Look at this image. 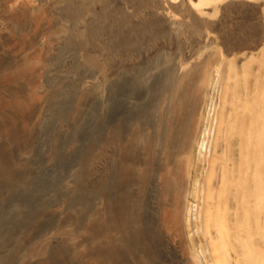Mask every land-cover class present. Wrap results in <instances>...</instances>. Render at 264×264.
<instances>
[{
  "label": "bare ground",
  "instance_id": "bare-ground-1",
  "mask_svg": "<svg viewBox=\"0 0 264 264\" xmlns=\"http://www.w3.org/2000/svg\"><path fill=\"white\" fill-rule=\"evenodd\" d=\"M36 1L43 2V0H0V73H2L1 76L5 74L3 76L8 77L5 84H0V105L3 106L2 109L0 108L2 111H0H5L3 113L7 117L5 123L9 125V129L4 134L7 135V132L11 131L10 128L13 130L16 127L17 129V126L19 128L23 124L29 126V129H26L28 131L26 135H29V138L26 139V135L22 134L25 140L20 135L24 139L23 144H19L20 147L15 148L12 147L15 145L12 143V146H8L10 149H6L8 152L4 149L6 151L5 156L0 158L1 264H6L11 258L12 260L15 259L13 264H22L25 260L26 262L23 264H41L40 258L34 255L29 259L25 257H23L24 260L22 259L24 255L22 251H26L24 248L27 245L23 242L28 237L26 236L28 233H32L31 235L28 234L30 247L31 243L36 241L38 237L44 238L50 244L46 256L48 261L45 264H73L71 255H69L72 252L66 251L64 247L62 250L59 249L65 245V242H68L70 243L68 246L81 251L80 249H84L85 244H90L91 239L87 236L81 238L78 235V230L83 226H80L81 228L78 230L75 228L73 232L77 234L72 232L68 238L62 237L58 230L63 229L65 231V229L72 228L73 222H71L70 216L73 213L70 216L66 215L70 213V210L77 214L78 218L75 219L77 223L81 220L85 221L90 212H94L95 216L98 215L96 213L101 214L106 206L102 204L103 199L110 204L111 208V204L114 205L113 207H118L117 210L123 205L121 207L122 215L130 218L131 222L127 223L129 226L126 227L119 222L122 225H117L119 227L115 231H118L117 229L124 230L129 235V239L128 236H125L127 241H124L125 246L122 252L109 248L104 252H98L100 254L98 255L97 250L100 249L95 248L86 250L85 256L88 254L89 258L92 257L91 259H93L104 255L106 260L100 258L103 261H99L98 264H131L129 255L133 256V254L138 253L140 257L141 253H145L146 247L153 246L154 241L151 240L152 237L149 232L155 226H150L146 221L144 223L136 218V214L142 210L139 209L135 214L136 207L139 208L140 206L134 204L143 202L142 205H146L145 210L149 214L156 215L157 221L160 223V217L166 210L168 220L171 219V223L173 221L177 223L176 213L178 210L176 213L175 210H170L169 205L165 202L166 199L168 201L166 196H164L166 197L165 205L161 201V196L163 194L168 195L170 192L168 186L166 187L167 181L162 182L163 169L165 166L167 168L170 163L177 164V161L176 163L171 161H167L168 164L163 163V151L168 148L169 155L175 157L180 149L175 147L173 142L176 141H173L172 144L171 140L178 136L177 133H180L178 129L183 126L181 122L184 121L181 119L186 116H181L180 119L179 116L184 113L182 109L187 104L184 92L185 90L188 92L191 88L186 86L189 88L185 89V85L182 83H184L183 80L186 76L184 77L182 73L185 72L186 75L187 69L191 71L190 73L196 69H192L191 66L190 70L187 68L189 67L187 61L189 59H186L187 66L186 61L185 63L174 60L173 68L169 67L170 71H168L169 69H165V71L156 69L155 72L149 70L147 71L149 72L146 76L147 80L143 82H141L143 79L141 81L138 79L140 76L136 77L134 73L129 74V80H121L110 93H105L104 90L107 87L104 89L102 85L104 79H107L104 77L108 72L104 73L106 70L103 68H95L97 60L95 53L96 49L99 48L95 47L93 40H95L94 37L97 39L100 35H93L95 31H98L97 29L93 33L90 32L91 27H89L88 24L90 23L88 22L92 20V17L93 19L98 17L100 13H104V16L108 13L112 14V11L115 10H112L113 5L108 10L103 8L108 5L105 4L107 0H44L45 4L42 6H38ZM108 1L110 2V0ZM117 1L112 2L120 6ZM124 1L126 7L125 9L121 8L122 14L128 15V17L132 15V19L134 17L143 18L141 21L140 19L136 20L140 24L139 22L138 25L131 24L129 28L138 34L142 33L143 36L147 34L148 41H151L150 46L153 42L154 47H159L155 45L162 44V40L165 46L167 45L166 48L174 47L177 44L183 48L185 43V55H183L186 56L195 52L197 55L194 61L190 57L192 55L189 56L191 65L197 60L200 62L202 57H204L202 61L207 60V67L204 62V65L201 64V67H197L200 72H202L200 69L203 66L206 67L204 69L205 78H202L204 79V84L201 85L202 89L200 88L199 93L197 92L194 96V100H190L191 102L194 101V107L191 108L190 112L197 118L194 121H197V127L193 123L195 126L193 129L196 128V133L199 130L197 135L202 133L206 136L205 132L208 131V134L211 132L210 138L206 137V139L209 138L207 139L208 150H204L206 143L201 136L196 137L191 134L194 136L192 140L189 139L191 140L189 142L185 140L189 143L188 149L185 146L186 150L182 149L184 151H181L185 152L184 155L188 158H186V163L184 160H179L181 163H185H183L185 165H183L185 167L183 171H185L186 177V181H184L186 186L178 195V199H183V208H181L183 212H180L182 213L180 214L182 216V238L179 241L170 240L172 241L171 244L167 245H170L171 251L159 252L157 259L162 264H264V0ZM105 10L108 11L105 12ZM116 14L119 13L116 11ZM137 14L142 15L138 17ZM124 15L121 17L123 18ZM151 15L157 16V19L154 20V16L151 17ZM110 16H107L108 19H112ZM114 16L112 22L121 19L120 15L117 19ZM65 17L69 19V26L73 28L72 30L75 29L80 32L83 28L86 31L88 30L86 25H88L89 30L83 34L87 49L85 47L82 51L75 48V44L69 43V40V45L67 44L66 39L69 35H66L62 30L63 28L58 27L61 24L60 19ZM128 17L124 20L127 27L132 20H129ZM158 17L164 20L162 24L158 22ZM174 17L179 20L177 24L179 30L177 28L176 31H181L183 44H181L182 42L178 43L180 38L177 39V35H172L173 37L169 35V28L173 30L171 23H177ZM88 18L91 19L87 21ZM101 18L96 19V21L98 20L99 23L106 17ZM127 19L128 21H126ZM106 21L105 24L110 22ZM95 22L91 23L94 24ZM127 22H129L128 25ZM98 23L97 25H105L102 24L103 21ZM116 24V22L113 24L114 27ZM119 24L122 23L119 22ZM159 25L164 26L157 27ZM155 27L160 31L155 30ZM176 27L174 28L176 29ZM125 28L123 29L122 26L120 29L126 31L127 34L132 32L129 29L127 32ZM118 29H116L117 32H119ZM100 30L103 29L100 28ZM23 34H25L24 38L21 37ZM125 36L124 38H129V42L125 39L129 43L128 46H132L134 49L132 56L134 54L135 57L138 54V57L148 59L146 52L151 47L145 45L149 50L144 52L146 49L143 51V44L136 41L135 36L132 40L131 36ZM143 36L138 38L143 39ZM113 37L108 38L112 39ZM113 39L117 40L116 37ZM157 39L161 41L158 40L157 43ZM106 41L107 44L114 41L110 42L111 46L118 44L114 45L115 40ZM124 41L122 42L124 43ZM100 43L103 42H98V46L101 45ZM138 43L141 44V46L138 45L142 47L141 51H138ZM107 44H104V47ZM126 44L124 43V45ZM119 46L121 47V44ZM119 46L118 49H120ZM127 47L125 48L128 49ZM111 48L113 49V47ZM84 49L87 52H84ZM124 50H120L121 54L124 53ZM154 50L153 52H156ZM153 52L147 53L149 55ZM109 53L111 52L109 51ZM174 54L175 52H173ZM129 55L131 57V54ZM196 55L193 54V56ZM125 56L127 55L125 54ZM134 59L136 60L137 57ZM84 62H87L86 65L92 64L94 69L89 66L92 69L89 73H85V71L78 73L79 68L76 73L77 66L80 67L79 64ZM130 64L129 66L133 65ZM122 66L125 65L122 64ZM152 67L154 66L152 65ZM196 71L198 76L200 72ZM191 75L190 78L193 79L195 74L192 73ZM3 76L0 78L3 79ZM189 81L190 79H188V84H190ZM191 81L193 82V80ZM107 83L108 81L105 84L107 85ZM112 84L114 85V83ZM110 86H108L109 90ZM13 90L20 91L18 97V93L16 94V91L14 93ZM106 94L108 97H105ZM212 94L216 96V98L214 97L215 102H212ZM20 98H23L24 101H20ZM80 98L83 99V103L80 104L84 107V109L82 108L83 111L78 104ZM104 102H107L106 105ZM108 104L110 106H107ZM11 109L17 111V117L21 113L19 123L16 117H14L16 119L12 118L15 120L12 121L13 124H11L12 122L9 123L10 116H15V112L13 113ZM111 109L116 111L112 110L113 115L108 113ZM211 109L212 114L209 117ZM190 112L188 115L191 119ZM193 118L195 119V117ZM186 120L189 121L188 118ZM22 131L25 132L24 129ZM199 132L201 133L199 134ZM0 134L2 133L0 132ZM20 137L19 139H21ZM15 138L14 140L17 141ZM121 139L129 143V147L123 152L118 148L120 144L115 143V140L120 141ZM142 139L147 140L144 142L147 145H142ZM11 142L9 141V144ZM1 143L8 145L4 141ZM202 144H205V147H202ZM139 145H141L140 148ZM183 145L182 148H184ZM145 147H149L148 152H144ZM175 148L177 151L175 150V155H173ZM201 148H204L205 152L202 153ZM136 154L141 160L133 156ZM149 155L152 156V161L148 159L151 164H148L149 161L145 164L150 166V179L144 189L141 190L139 180H131L130 178L131 181H128L129 177H123L127 180L123 182L122 176L125 169L122 172L121 170L127 166L126 161L129 162L136 158L138 162L133 161V163H136V169L141 171L140 166ZM181 156L180 159H183ZM118 160L121 162L117 163ZM128 165L130 166V162ZM127 169L128 167H126ZM136 169L132 170L131 167L132 171H136ZM119 172L122 173L121 180L118 177ZM181 173L183 175L184 172ZM127 175L130 176L129 173ZM139 193H143V196H140ZM180 195L181 197H179ZM174 200L177 201V199ZM128 203L129 205L126 206ZM131 203L135 207L130 206ZM161 203L163 206L167 205L163 207L164 210ZM106 208L108 209V207ZM110 210H104L106 211L105 214L108 211L112 212ZM117 213L118 215L121 214L120 211ZM145 215L143 212V217ZM105 216L107 217V215ZM41 217L46 219L42 218V222ZM104 217L102 215L101 218ZM106 217L104 221H107ZM121 217L123 220L125 219L123 216ZM59 218L60 225L54 226L55 221L57 223ZM111 218L109 216V227L113 222H116L112 221ZM123 220L122 222L125 224V220ZM83 223L85 224V222ZM176 223L174 222V224ZM34 224L37 225L36 228L33 227ZM98 224L100 223L98 222ZM98 224L97 226H99ZM135 225L142 230L141 233L140 230L137 231L140 233V235L138 234L139 238L136 230L130 229L131 226L132 228L136 227ZM104 227H107L106 224ZM109 227L107 230L104 228L105 232L110 229L113 231L112 227ZM101 230L100 232L103 231ZM111 231L109 233H112ZM65 232L68 233V231ZM115 233L119 234L118 232ZM99 234L96 233L98 237H101ZM104 237L109 238V236ZM110 238L112 237L110 236ZM100 241L103 245H109L112 239ZM30 249L28 247L27 250ZM151 249L148 250L149 253ZM130 251H135V253L129 254ZM18 253L22 256L19 257L20 254L18 255ZM31 253L33 254V252ZM133 260L135 262L134 257ZM87 263L89 264L88 261Z\"/></svg>",
  "mask_w": 264,
  "mask_h": 264
},
{
  "label": "rangeland",
  "instance_id": "rangeland-1",
  "mask_svg": "<svg viewBox=\"0 0 264 264\" xmlns=\"http://www.w3.org/2000/svg\"><path fill=\"white\" fill-rule=\"evenodd\" d=\"M83 1H86V0H83ZM108 1V0H107ZM107 1H105L106 3L105 4H108V5H106L107 7H109V8H107L106 6L105 7H103V8H106V9H110L111 7L110 6H112V10H116L117 11V13H119V14H116V11L114 10V11H112V10H110V12L112 13V14H114V15H112V14H110V13H108V15H111L110 17H112V19H113V16H114V18L115 19H117V18H119V15H120V18L121 19H118V21H116V20H114L117 24L115 25V27H114V25L113 24H115V22H112V19L110 18V19H108V15H106V16H104V13H100L99 15H100V17H99V15H98V17H96L95 19H93V17H92V20H90L91 18H88L87 19V21H89L88 23H90V24H88L87 22V24L88 25H90L89 27H91L90 28V32L91 33H93L94 32V30H98V31H95L94 32V36L96 35V36H99V37H97V39H96V37H94L95 38V40H93V43L95 44V47L96 48H99L98 50L96 49V53H95V55H96V58H97V60H96V63H95V68L96 67H98V68H103V70H106V72L104 71V73H107V75H106V77H104V78H107V79H104V82H103V88L105 89L106 87V90H104L105 91V93L106 92H109L110 93V91L112 90V89H114V87L118 84V82H120L121 80H124V79H127V80H129V74L131 75V74H133L134 73V76H136V77H138V76H140V77H138V79L141 81L142 79V81L141 82H143V81H145V80H147V77L146 76H148V73L149 72H147V71H153V72H155V70L157 69H159V71L160 70H162V71H165V69H169V67L170 68H173L172 67V65H174V63L175 62H177V61H182V62H185L186 61V59H189V60H187L188 62H189V65H188V62H187V64H186V66L188 65L189 67H187V68H189V70H190V66L192 67V69H196V70H198V73L200 72L199 71V69L197 68V67H201L202 65L201 64H203L204 65V63H205V65L207 64V60L206 59H204V61H202L203 60V58L204 57H202V58H200V59H202V60H200V62L197 60V61H195L192 65L194 66H192L191 65V62H190V59L191 58H193L192 60L194 61V59H195V57H197V55H196V52L195 53H190L189 55L187 54L186 56H184L185 55V53H184V46H185V43L184 42H182V35H181V31H176L177 30V28H178V21L179 20H176V19H178V18H176L175 19V17H174V19H175V21L177 22V23H174V24H172L171 23V27L173 28V30L171 29V28H169L170 29V32H169V35L170 36H172V35H177L178 37H177V39H179L178 41V43L180 44L181 42V44H183L184 43V45H183V48H182V46L181 45H179V46H171V47H167L166 48V46H165V43H163L164 41L162 40H159V39H157L156 41H157V43L159 42V41H161L162 42V44L161 43H158V45H155V46H159V47H154L153 46V42H152V46H150V43H151V41L149 40L148 41V39H149V37H146V35L147 34H144V36H143V34L142 33H140V34H138L136 31H133V29H131V28H129L130 26H131V24L132 25H138V22L136 21L137 19L139 20L140 18H137V17H134V19H132L133 17H132V15H130V17H128V15L127 16H125L124 14H122V12L120 11L121 10V8H124L125 9V7H126V5H124V2L122 1V0H118L117 2L118 3H120V6H119V4H115V2H112V1H115V0H110V2L108 3ZM116 2V3H117ZM121 2H123V3H121ZM36 4H38V6H42V4H45V2H44V0H43V2L42 1H36L35 2ZM114 3V4H113ZM114 6H116V7H114ZM117 6H119V7H117ZM119 9V10H118ZM108 10H105V12H107ZM119 11V12H118ZM121 13V14H120ZM103 14V15H102ZM105 14H107V13H105ZM143 14V13H142ZM142 14H137L138 15V17H141V15ZM103 17H106V18H104V20H100L101 22L103 21V23L102 24H105V21L107 20V21H110L111 22V25H109L110 24V22L108 23L107 21V26H106V24L105 25H102L103 26V28H102V26H101V24H100V21H99V23H98V20L96 21V19H98V18H101L102 16ZM122 15H124V19L121 17ZM118 16V17H117ZM135 16V15H134ZM152 16H154V15H151V17ZM102 17V18H103ZM129 18V20L130 19H132V20H130V25L127 27L125 24V19L126 18ZM101 18V19H102ZM155 18V19H154ZM106 19V20H105ZM123 19V20H122ZM143 19V18H142ZM142 19H140V21L142 20ZM153 19L154 20H156L157 19V16L155 17H153ZM94 20V21H93ZM135 20V21H134ZM96 21V22H95ZM121 21H123V22H121ZM126 21H128V19L126 20ZM131 21H134V22H131ZM164 20L163 19H161V18H159L158 17V22L160 23L161 22V24H162V22H163ZM175 21H173V22H175ZM93 22H95L94 24H92ZM119 22L120 23H122V24H119ZM60 23L61 24H63V25H61V24H59L58 25V27L60 28L61 27V29L62 30H64V32L66 33V35H69V37H68V39H66V42H67V44L69 45V43L71 42V44L72 43H74L75 44V46H74V44H73V46L75 47V48H78V49H80V50H82L83 48H85L86 47V49H87V45H86V41L84 40V33L85 32H87L88 30H89V27H88V25H86L85 27H86V29H88V30H86V31H84L83 30V28H81V30H80V32H78V30H72L73 28H71V26H69V19L67 18V17H65V18H62V19H60ZM68 23V24H67ZM97 23L98 24H100V25H97ZM135 23V24H134ZM137 23V24H136ZM93 26H92V25ZM124 24V25H123ZM129 24V22H127V25ZM139 24H140V22H139ZM168 24V23H167ZM176 24V25H175ZM65 25V26H64ZM96 25L98 26V28L96 27ZM117 25H119V27H117L116 28V26ZM175 25V26H174ZM69 26V27H68ZM105 26V27H104ZM109 26V27H108ZM111 26V27H110ZM122 26H123V29L125 28V27H127V28H125L126 30H127V32H128V29H129V31H132L131 33L130 32H128V34L126 33V31H124L123 29H120V28H122ZM161 26H164V25H159V26H157V27H161ZM168 26V25H167ZM177 26V27H176ZM65 27V28H64ZM94 27H95V29H94ZM106 27H107V29H106ZM114 27V28H113ZM174 27H176V29L174 28ZM93 28V31H91V29ZM100 28L101 29H103V30H100ZM119 28V29H118ZM156 28V27H155ZM112 29V30H111ZM115 29V31H113ZM116 29H118V31L119 32H121V33H119V32H117V30ZM71 30V31H70ZM109 30H111V31H109ZM155 30H157V31H160L158 28H156ZM178 30H179V28H178ZM76 31V32H75ZM102 31V32H101ZM106 31V32H105ZM125 32V34H124V32ZM97 32V33H96ZM114 32V33H113ZM133 32H136V33H134L133 34ZM174 32V33H173ZM76 33V34H75ZM79 33H81V34H79ZM96 33V34H95ZM99 33V34H98ZM98 34V35H97ZM119 34V35H118ZM179 34V35H178ZM24 35L25 34H23V35H21V37H23L24 38ZM109 35V36H108ZM115 35H117V36H115ZM122 35V36H121ZM125 35H127L128 37H130L131 36V40L133 39V37L135 36V39H137L136 41H140V43L141 44H143L142 45V47H139V46H141V44L140 43H138L137 44V46H138V51H141L142 49H143V51L144 52H146L147 50H149V51H147L148 53H152L153 52V50H154V48H155V50L154 51H156V52H153V54H149V55H151L150 56V58H149V55H148V53L146 52V54L148 55H146V57H148V59L147 58H141V57H138V54H137V56H135L134 57V54H133V56H132V53H134L133 51H134V49L132 48V46L131 47H129L128 45H129V38H124V36ZM139 35V36H138ZM140 35H141V37H140ZM102 36V37H101ZM107 36V37H106ZM113 37V38H117V40L116 39H110V38H108V37ZM119 36H121V37H119ZM136 36H138L139 38H142V36H143V39H139L138 37H136ZM148 36V35H147ZM20 37V38H21ZM26 37V36H25ZM77 37V38H76ZM126 37V36H125ZM145 37V38H144ZM173 37V36H172ZM83 38V39H82ZM101 38V39H100ZM108 38V39H107ZM124 38V39H123ZM80 39V40H79ZM99 39H100V41H99ZM105 39V40H104ZM128 40V42L126 41V40ZM146 39V40H145ZM21 40H22V38H21ZM68 40H69V43H68ZM106 40H108V41H110V40H115L116 42L114 43V45L115 44H117L118 46L121 44V47H122V49H121V47H120V49H118V46H117V48H116V46H111V43L112 42H114V41H110V42H108V44H107V41ZM125 40V41H124ZM159 40V41H158ZM79 41V42H78ZM81 41V42H80ZM106 41V42H105ZM122 41H124V43L126 44V42H127V44L126 45H124V43L122 42ZM143 41H144V43H143ZM146 41V42H145ZM76 42V43H75ZM78 42V43H77ZM98 42H103L101 45H99L98 46ZM120 42H122V43H120ZM120 43V44H119ZM149 43V44H148ZM70 44V46H72ZM79 44V45H78ZM97 44V45H96ZM104 44H107L108 45V47H104ZM123 44V45H122ZM148 44V45H147ZM156 44V43H155ZM103 45V46H102ZM149 46V47H151V48H147L146 46ZM161 45V46H160ZM164 45V46H163ZM81 46H83V47H81ZM113 47V49L111 48L110 49V47ZM128 46V47H127ZM163 46V47H162ZM169 46V45H168ZM125 47H127L128 49H126ZM165 47V48H164ZM175 47H176V49H175ZM129 48H131V49H133V50H129ZM142 48V49H141ZM156 48H160V49H157V50H160L159 52L156 50ZM178 48V49H177ZM86 49H84V52H87V50ZM106 49V50H105ZM123 49H125L123 52L127 55V56H125V54L123 53V54H121V51L123 50ZM152 49V50H151ZM166 49H167V51H168V53H167V51H166ZM169 49V50H168ZM104 50V51H103ZM108 50V51H107ZM115 52H114V51ZM120 52H119V51ZM128 50V51H127ZM174 50V51H173ZM179 50V51H178ZM83 51V50H82ZM109 51L111 52V53H109ZM112 51H113V53H112ZM130 51H132L131 53H129ZM162 51V52H161ZM177 51V52H176ZM100 52V54H98ZM171 52V53H170ZM173 52H175V54L173 55ZM165 53V54H164ZM178 53V54H177ZM129 54H131V57L133 58V60H132V58L130 57V55ZM184 54V55H183ZM193 54H195L196 56H193ZM120 55V56H119ZM124 56V58H123V56ZM136 55V54H135ZM180 55V56H179ZM190 55H192V56H190ZM100 56V57H99ZM106 56V57H105ZM112 58H111V57ZM117 56V57H116ZM188 56V57H187ZM191 58H190V57ZM99 57V58H98ZM105 57V58H104ZM125 57H128V58H125ZM137 57V59L135 60L134 58H136ZM156 57V58H155ZM187 57V58H186ZM140 60H139V59ZM174 58V59H173ZM206 58V57H205ZM208 58V57H207ZM123 59V60H122ZM151 59V60H150ZM172 59V60H171ZM130 60H132V61H130ZM144 62H143V61ZM148 60V61H147ZM174 60H175V62H174ZM153 61V62H152ZM202 61V62H201ZM208 61H209V59H208ZM107 62V63H106ZM110 62V63H109ZM115 62H116V64H115ZM161 62V63H160ZM185 62V63H186ZM204 62V63H203ZM86 63L87 62H84V63H82L83 65L85 64L86 65ZM129 63H131V64H133L132 66H129ZM158 63H159V65H158ZM198 63H200V65H197L196 66V64H198ZM82 64H79L80 65V67L79 66H77V70H75V72L76 71H78V69H79V71H78V73H82L83 71H85V73L87 72V73H89L92 69H94L93 67V65L92 64H90V65H88V67H87V65H86V67L89 69H87L86 67L84 68V66L82 65ZM122 64L123 65H125V66H122ZM130 64V65H131ZM162 64V65H161ZM116 65V66H115ZM135 65H137V66H135ZM148 65H150V66H148ZM152 65L154 66V67H152ZM92 68H90V67ZM106 67V68H105ZM108 67V68H107ZM134 67V68H133ZM143 67V68H142ZM148 67V68H147ZM152 67V68H151ZM204 67V68H203ZM200 70L202 71V72H200V74H198V76H197V71L195 70V71H193L192 69V73L193 74H195V75H193L194 77H193V79H191L190 78V76L192 77V73H190L191 71H188V69H187V73H186V75H185V72H183L182 74H184V77L185 78H188V79H190V84H193V85H190V84H188V79H186L185 80V78H184V80H183V82L184 83H186V84H184V83H182L183 85H185V89H187V88H189V87H187L186 88V86H190L191 88H189V91L187 92L186 90H185V92H184V97L185 98H187V100L185 101V102H187V104L184 106L185 107V110H184V107H183V111H184V113L182 114V115H180L179 116V119H180V117L181 116H186L187 118H188V122H187V118L186 117H183V118H185V119H183L182 117V119L181 120H183L184 122H181V125L183 124V126H180V128L178 129V130H180V133L178 132L177 133V135L178 136H176V137H178V138H174V140H171V143L173 142V141H176V142H173L174 144H175V147L177 148V149H179L178 150V155H177V157H176V155H175V152L177 151L176 150V148L175 149H173V155H175V157H173L172 155H169V152L167 151V150H169L168 148H165V149H167V150H164L163 151V163H167L168 164V162H172V163H176V161H177V164H169L168 166H171V167H168L167 166V168H166V166H165V169H163V172H162V182L163 183H165L166 181V184H168V185H166V187L168 188V190L170 191L169 193H168V195L167 194H163L162 196H161V201L162 202H164V200L166 199V197L168 198V201H167V199H166V201L165 202H167L166 204L167 205H169L168 207L170 208V210L171 211H174L175 213H176V211H177V213H176V215H177V218H178V220H177V223H176V221H173L172 223H173V225H171L172 223H171V219H169L168 220V216H167V213H166V210L163 212V216H161L160 217V220H161V223H160V221H157L158 219H157V216L155 215H153V214H149V212H147V210H145V208H146V205H142L143 204V202H137L136 204H134L135 206H140V207H143L142 209L139 207H136V212H135V214L137 213V211H139V209L140 210H142L141 212L139 211L137 214H136V218H138V220H142L144 223H145V221H146V223H149L150 224V226L152 225V226H154L153 227V230H151V232H149V235L152 237V239L151 240H153L154 242V244H153V246L155 247V249L157 250H155L154 249V247L152 246H150V247H146V249L144 250V252L145 253H141L140 254V257H139V254L137 253L136 255H138V256H136L135 254H133V253H135V251H130V253L129 254H131L132 252V254H133V256H130L129 254V262H131V264H147L148 262H149V264H162L158 259H157V254H159V252L161 253L162 251L163 252H170L171 250V248H170V245H167V244H171L170 242H172V241H170V240H175V241H179L181 238H182V229H181V226H182V222H181V220H182V216L180 215V214H182V213H180V212H183L182 211V209L181 208H183V199L182 198H179L178 199V195L179 194H181L182 193V189L186 186L185 184H186V182H185V184H184V181H186V177H185V171H183V169L185 170V163H186V161H187V159L186 158H188V156H186V155H184L185 154V152H182V151H184V150H186V149H188V142L189 141H191L192 140V138L194 137L193 135H195L196 137H198V136H201L202 138H203V140L205 141L204 143H206V147L208 146V142H207V139H209L210 137V135H211V132L208 134V131L207 132H205L206 133V136H205V134H202L201 132H199V134L200 135H197L198 134V128H197V133H196V128H194L193 129V127H197V121L196 122H194L195 120H197V118H196V116L194 115V114H192L190 111L192 110L191 108L192 107H194V101L193 102H191L190 100H194V96H196V94H197V92L198 91H200V88L202 89V86H203V81H204V79H202V78H205V72H204V69L207 67V65H206V67L205 66H203ZM134 70H132V69ZM147 68V69H146ZM87 69V70H86ZM130 69V70H129ZM137 69V70H136ZM144 69V70H143ZM108 70V71H107ZM112 70V71H111ZM172 70V69H171ZM138 73H137V72ZM168 71H170V69L168 70ZM185 71V70H184ZM145 72V73H144ZM147 72V73H146ZM77 73V72H76ZM190 75H189V74ZM1 74L2 73H0V77L2 78V76L3 75H5V74H3L2 76H1ZM123 75V76H122ZM188 75V76H187ZM203 75H204V77H203ZM108 76V77H107ZM121 76V77H120ZM145 76V77H144ZM197 76V77H196ZM4 77V76H3ZM142 77H144V78H142ZM0 78V84H5V82H6V79L8 78V77H4L5 78V81H4V78L3 79H1ZM119 78V79H118ZM195 79V80H194ZM1 80H2V82H1ZM108 81V83H109V81H111L109 84L110 85H112V86H110L108 83H107V85L105 84L107 81ZM116 80V81H115ZM191 80H193V82L191 81ZM106 81V82H105ZM4 82V83H3ZM196 82V83H195ZM201 82V83H200ZM112 83H114V85L112 84ZM194 83H195V85H194ZM198 83V84H197ZM203 83V84H202ZM197 84V85H196ZM202 85V86H201ZM108 86H110V90H109V87ZM113 87V88H112ZM116 88V87H115ZM191 89V90H190ZM194 89V90H193ZM108 90V91H107ZM15 91H16V94L18 93V95H17V97L19 96V93H20V91L18 90H13V92L15 93ZM191 91H192V93H191ZM12 92V91H11ZM13 93V94H14ZM109 93H108V95H109ZM190 93V94H189ZM199 93V92H198ZM15 94V95H16ZM211 94V93H210ZM14 95V96H15ZM108 95L106 94L105 95V97H108ZM213 96V98H212V102H215V98H216V96H215V94H212ZM80 97H81V95H80ZM82 97H84V96H82ZM215 97V98H214ZM189 98H191V99H189ZM23 99V98H22ZM21 98H20V101H24V99L22 100ZM79 101H78V104H79V108L82 110V108L84 109V107L82 106V105H80V104H82L83 103V99L82 98H80V99H78ZM81 100H82V102H81ZM20 101H19V103H20ZM79 102H81V103H79ZM190 102V103H189ZM105 103V102H104ZM107 103V102H106ZM106 103L104 104V105H106ZM109 104H110V102H108ZM107 105V106H110V105ZM189 104V105H188ZM193 104V105H192ZM11 105V104H10ZM188 105V107H187V109H186V106ZM20 106V105H19ZM191 106V107H190ZM2 107L3 106H1L0 105V108L2 109ZM11 107H12V105H11ZM10 107V108H11ZM212 107H213V105H212ZM13 108V107H12ZM0 109V110H1ZM105 109V108H104ZM213 109V108H212ZM212 109H211V112L209 113V117H211V115L210 114H212ZM12 110V112L14 113L15 112V116H10V118H9V123L10 122H14L15 120L14 119H16L17 118V122L19 123L20 122V120H19V118H20V115H21V113H19L20 115H18L19 117H17V114H16V112L17 111H15V109H11ZM114 112H116L115 111V109H111V110H109L108 111V113H110V115H113L114 113H113V111ZM2 111V110H1ZM0 111V132L2 133V134H0L1 136H0V138L2 137V139H0V143L2 142V141H4V143H8V145H6V144H0V158L1 157H4L5 156V152L7 151L8 152V150L10 149V148H8V146H12V143L13 144H15V145H13L12 147H15V148H19L20 147V145L21 144H23V142H24V139H25V137H26V139H28L29 138V135H26L27 133H28V129H29V126L28 125H26V124H23L22 126L24 127H22L21 125H20V127L18 128V126H17V129H16V127L15 128H13V130H12V128H10V132H7L8 134L6 135V134H4L5 133V131H7L9 128V125H7V123H5V120L7 119V117H5L4 116V112L5 111H3V112H1ZM83 111V110H82ZM182 111V112H183ZM113 114H112V113ZM189 112H190V114H191V119L193 118V117H195V119L193 118L192 120L190 119V117H189ZM3 115V116H2ZM2 116V117H1ZM14 117H16V118H14ZM22 117V116H21ZM12 118H14V119H12ZM4 119V120H3ZM13 122L11 123V124H13ZM186 122V123H185ZM193 123H194V125H193ZM6 124V125H5ZM3 125V126H2ZM5 129V130H4ZM24 129V131L26 132H23L22 130ZM27 129V130H26ZM186 129V130H185ZM15 130V131H14ZM193 130V131H192ZM22 131V132H21ZM182 131V132H181ZM11 133H13L12 135H11ZM16 133V134H15ZM19 135H18V134ZM30 133V132H29ZM195 133V134H194ZM26 135L25 137L23 136V135ZM184 134V135H183ZM191 134H193V135H191ZM5 135H6V137H5ZM20 135L21 136H23V138L24 139H22V137H20ZM191 136V138H190V136ZM181 136V137H180ZM203 136H205V137H203ZM13 137V138H12ZM14 137H16L15 139L17 140V141H15L14 140ZM19 137L21 138V139H19ZM128 137V136H127ZM174 137V136H173ZM172 137V138H173ZM201 137H199V139L201 138ZM206 137H209V138H207L206 139ZM10 138V139H9ZM18 138V139H17ZM171 138V139H172ZM188 138V139H187ZM201 138V139H202ZM3 139H6V140H3ZM9 139V140H8ZM12 139V140H11ZM25 139V140H26ZM183 139V140H182ZM189 139H191V140H189ZM198 139V138H197ZM8 140V141H7ZM143 140V141H142ZM141 141H142V145L144 144V145H147V143H144V142H146L145 141V139H142ZM188 140V142H186V141ZM9 141H12L10 144H9ZM17 142V143H15V142ZM20 143H19V142ZM140 141V142H141ZM122 142H124L122 139L119 141H116L115 140V143L117 144V145H119V147L118 148H120L119 150H121V152H123V150H125L127 147H129V143H128V141L127 142H124V143H122ZM185 142V143H184ZM122 143V144H121ZM172 143V144H173ZM182 143V144H181ZM203 143V142H202ZM20 144V145H19ZM141 144V143H140ZM184 144V145H183ZM18 145V146H17ZM122 145V146H121ZM178 145H179V147H178ZM180 145H181V147H180ZM182 145L184 146V148H182ZM140 146L141 145H139L138 147L140 148ZM187 148H186V147ZM124 147V148H123ZM169 147V146H168ZM202 147H205V144H202ZM205 147V149L204 148H201L202 150H201V152L203 153V151L205 150V151H207L208 150V147L206 148ZM8 148V150H6ZM186 148V149H185ZM3 149V151H1ZM6 151H5V150ZM182 149H184V150H182ZM204 149V150H203ZM207 149V150H206ZM149 151V147H145V151L144 152H148ZM176 150V151H175ZM182 150V151H181ZM166 151H167V153H168V155H167V153H166ZM179 151H181V152H179ZM204 151V152H205ZM4 152V153H3ZM120 152V153H121ZM181 153V154H180ZM183 153V154H182ZM3 154V155H2ZM168 157H167V156ZM180 155H182L181 157H183V159L181 158L180 159ZM184 155V156H183ZM133 156H135L136 158H138V160L140 159L141 160V158H139L138 157V155L136 154V155H133ZM179 156V157H178ZM151 157V158H150ZM167 157V158H166ZM171 157H173L172 159H171ZM124 158V157H123ZM136 158H134V160H130L129 162H130V166L128 165L129 164V162L128 161H126L128 164H127V166L126 167H128V169H129V167H130V169L128 170H126V167H124L122 170H121V172L125 169V171L123 172V176H122V178L123 177H126V178H128L129 177V179H128V181H131V180H139V183L141 184V190L142 189H144V186H146L147 185V181L149 182V179H150V169H149V167L148 166H146L147 164H145V163H147V161H149V160H151L152 159V156L151 155H149L148 157H147V159H145L146 161L145 162H142V165L140 166V170L141 171H139V170H137L136 169V166H135V164L138 162V160L136 159ZM169 158V159H168ZM128 159H129V157H128ZM149 159V160H148ZM122 160V159H121ZM136 160V161H135ZM179 160H181V161H185V163L184 162H182L181 163V161H179ZM133 161L134 162H136V163H133ZM152 161V160H151ZM151 161H149L148 162V164L150 165L151 164ZM165 161V162H164ZM168 161V162H167ZM119 162H121V161H117V163H119ZM132 163V164H131ZM184 163V164H183ZM184 165V166H183ZM146 166V167H145ZM131 167H132V170H135L136 169V171H137V173H135L136 171H132L131 170ZM145 167V168H144ZM184 167V168H183ZM182 169V170H181ZM169 170V171H168ZM127 171V172H126ZM172 171V172H171ZM180 171V172H179ZM121 172H119V174H118V177H119V179L121 180L122 178H120V176L122 175V173ZM181 172H184L183 173V175H181L182 173ZM126 173V174H125ZM130 174V176L129 175H127V174ZM134 173V174H133ZM179 173V174H178ZM137 174H139V175H137ZM126 175V176H125ZM169 176H170V178H169ZM133 177V178H132ZM135 177V178H134ZM140 177H142V178H140ZM184 177V178H183ZM126 178H123L122 179V181L124 182V181H127L126 180ZM130 178H131V180H130ZM140 178V179H139ZM171 178H172V180H171ZM174 178V179H173ZM179 178H180V181H179ZM182 178H183V180H182ZM143 179H145V180H143ZM174 180V181H173ZM142 182V183H141ZM143 182H145V183H143ZM172 184V185H171ZM174 184H175V186H174ZM181 184V185H180ZM180 185V186H179ZM171 186H173L174 187V189H173V187H171ZM173 189V190H172ZM178 190V191H177ZM178 193V194H177ZM177 194V195H176ZM139 195L140 196H143V193L141 194V193H139ZM173 197H172V196ZM164 196H166V197H164ZM177 196V197H176ZM179 197H181V195L179 196ZM174 199H177V201L176 200H174ZM104 200V201H103ZM102 200V204H103V206H105L104 208V210H110V211H112V212H109L108 211V213L107 214H105L106 213V211H104L103 210V212H101V214L100 213H96V214H98V215H96L95 216V213L94 212H90V213H88V215L90 216H88L89 217V219H88V217L86 218V220L85 221H83V220H81L80 222H76V218H78V216H77V214L75 213V211H69L68 213L69 214H66L67 216H70V214L71 213H73V215H71L70 216V220H71V222H73L72 223V228L71 229H69V230H67V229H65V231H68V233L67 232H65L63 229H57L60 233L59 234H62V237H69V236H71L72 235V232L75 230V228H76V230H78L79 228H81L82 226L84 227H82L80 230H78V232H79V234L78 235H80L81 236V238L82 237H88L89 239H91V241H90V244H85V246H84V249H80L81 251H78L79 249H76V250H74V248L73 247H71V246H68V244H70V243H68V242H65L64 244V246H62V248H60L59 250H62L63 249V247H64V249H66V251H68L69 250V252L71 251L72 253L71 254H69V255H71V261L72 262H74L73 264H88L87 263V261L89 262V264H98L99 263V261H103V260H101L100 258H104V261L106 260L105 258V256L103 257V256H98L97 258L95 257V258H93V259H91L92 257H90L89 258V256H88V254L85 256V253H86V250H91V249H95V248H98V249H100V250H97V254L98 255H100L99 253L100 252H104L105 250H108L109 248H112V249H116L117 251H120V252H122L123 251V247L125 246L124 245V241H127V239H126V237L129 239V235L124 231V230H120V229H117L118 231H115L116 230V228H118L120 225H124V227H126V226H129L127 223H129V222H131V219L130 218H127V217H124V215H122V212H121V207L123 206H121V207H119V209L117 210V208L118 207H113L114 205H112L111 204V206H112V208L110 207V204L109 203H107L106 202V200L105 199H103ZM140 200H142L141 198H140ZM181 201V202H180ZM165 202H164V204L163 205H165ZM171 204H170V203ZM179 202V203H178ZM177 203V204H176ZM182 203V204H181ZM172 204H174V205H172ZM109 205V206H108ZM127 205H129V203L128 204H126V206ZM131 205H133V203H131L130 204V206ZM133 205V206H134ZM162 205V203H161V207L163 208V207H166V206H163ZM124 206H125V204H124ZM134 206V207H135ZM176 206V207H175ZM106 207H108V209L106 208ZM167 207V210L169 209ZM114 208V209H113ZM114 211H113V210ZM181 209V210H180ZM163 210H164V208H163ZM118 211H120V215H118V213L117 212ZM145 211H146V213H145ZM134 212V211H133ZM143 212H144V217H143ZM113 213V214H112ZM115 213V214H114ZM148 213V214H147ZM45 214L47 215V213H46V211H45ZM110 214V215H109ZM118 215V216H123V218H125L124 220L122 219V217H121V219H119L120 217H118V216H115V215ZM140 214H142V215H140ZM49 215V214H48ZM91 215H93L94 216V218H93V216H91ZM101 215V216H100ZM102 215H103V217L105 216V215H107V221H104V220H106L105 219V217L104 218H101L102 217ZM110 216V218L111 217H113V218H111V220L113 221H116L115 223L113 222L112 224H111V226L109 227L108 226V219H109V216ZM111 215H113V216H111ZM138 215H140L139 217H138ZM151 215H153L152 217H151ZM166 215V216H165ZM170 215V214H169ZM65 216V215H64ZM77 216V217H76ZM116 218H115V217ZM159 216V215H158ZM92 217V218H91ZM96 217V218H95ZM46 219V218H44V217H41L40 218V220L41 219ZM100 218V219H99ZM144 218V219H143ZM43 219L41 220L42 222H43ZM88 219V220H87ZM97 219H98V221H97ZM102 219H103V221H102ZM119 219V220H118ZM152 221H150V220ZM155 219V220H154ZM100 220V221H99ZM122 220L125 222V224L122 222ZM149 220V221H148ZM85 222V224L83 223V222ZM97 221V222H96ZM111 221V222H112ZM156 221V222H155ZM163 221V222H162ZM60 218H59V220L57 221V223H56V221H55V223H54V226H56V225H60ZM98 224V222L100 223V224H98L99 226H97V224ZM101 222H102V224L105 226V224H106V228L101 224ZM119 222L120 223H122V224H119ZM159 222V223H158ZM174 222L176 223V224H174ZM77 223V224H76ZM82 225H81V224ZM90 223H92L91 225H90ZM171 223V224H170ZM79 224V225H78ZM96 226H95V225ZM157 224V225H156ZM170 224V225H169ZM86 225V226H85ZM103 227H102V226ZM117 225H119L118 227H117ZM159 225V226H158ZM180 225V226H179ZM36 226L37 225H35L34 224V226L33 227H35L36 228ZM75 226V227H74ZM78 226V227H77ZM81 226V227H80ZM92 227V230H90L91 228L90 227ZM113 226H115V227H113ZM136 226V225H135ZM96 229H95V228ZM108 227L109 228H111L112 227V230L113 231H111V229L110 230H108V231H106L105 232V230H107L108 229ZM137 227V228H136ZM136 227H134V228H132V226L130 227V229H132V231H134V230H136L135 232H136V234H137V236H138V238H139V235H140V233H141V229H139V226H136ZM74 228V229H73ZM89 228V229H88ZM104 228H105V230H104ZM158 228V229H157ZM167 228V229H166ZM103 231H102V230ZM100 230L103 232H100ZM138 230H140L138 233H137V231ZM166 230H167V232H166ZM112 232V233H109V232ZM125 233H124V232ZM132 231H131V233H132ZM70 232V233H69ZM115 232H118L119 234L117 235V233H115ZM170 232V233H169ZM74 233V232H73ZM96 233L97 234H101V237H98V235H96ZM107 235H106V234ZM109 233V234H108ZM168 233V234H167ZM25 234H27V233H25ZM28 234H32V233H28ZM26 235V236H28L29 237V235ZM71 234V235H70ZM74 234H77V233H74ZM100 234H99V236H100ZM139 234V235H138ZM170 234V235H169ZM67 235V236H66ZM104 236H109V238L108 237H104ZM110 236L112 237V238H110ZM126 236V237H125ZM156 236V237H155ZM28 237H26V242H25V240H24V242L23 243H26L27 245H26V247L24 248L26 251L24 252V251H22L23 252V256H22V254H20V253H18V255H19V257H21L22 256V259L24 260V258L23 257H25L26 259H29V257L31 258V257H37V258H40V262H41V264H45V262L46 261H48V258L46 257L47 256V253H48V247L50 248V244L44 239V238H42V237H38V239L36 240V241H34V242H32L31 243V247H30V245L28 244V242H29V239H28ZM104 237V238H103ZM116 237V239H114ZM118 237V238H117ZM124 237V238H123ZM159 237V238H158ZM94 238H95V240H94ZM101 238V239H100ZM172 238V239H171ZM174 238V239H173ZM97 239V240H96ZM105 239V240H104ZM110 240V239H112V241H113V243H112V241H110L109 242V245L111 244V246H109L108 244L106 245H103V243L100 241V240H103V241H108V240ZM125 239V240H124ZM158 239V240H157ZM162 239V240H161ZM168 240H169V242H168ZM119 242V243H118ZM105 243V242H104ZM126 243V242H125ZM127 243H129V242H127ZM38 244V245H37ZM112 244H113V246H112ZM114 244H115V246H114ZM164 244V245H163ZM25 245V244H24ZM158 245V246H157ZM166 245V246H165ZM29 248H31L32 249V251H30V250H27L28 249V247ZM34 246V248H32ZM41 246V247H40ZM103 246H106V247H103ZM108 246V247H107ZM168 246H169V248H168ZM37 247V248H36ZM114 247V248H113ZM118 247V248H117ZM165 249H164V248ZM47 248V249H46ZM102 248H103V250H102ZM148 248H152L151 249V252L149 253L148 252V250H150V249H148ZM163 248V249H162ZM23 249V250H24ZM167 249V250H166ZM45 250V251H44ZM147 250V251H146ZM160 250V251H159ZM36 251V252H35ZM31 252H33V254L31 253ZM99 252V253H98ZM29 253H30V255H29ZM16 254H17V252H16ZM16 254H15V256H16ZM38 254V255H37ZM26 255H27V257H26ZM32 255H34V256H32ZM37 255V256H36ZM68 255V254H67ZM152 255V256H151ZM61 256V255H60ZM18 257V256H17ZM46 257V258H45ZM133 257L135 258V262H133L134 260H133ZM45 258V260H43ZM21 259V261H23ZM96 259H99V260H96ZM84 262H83V261ZM132 260V261H131ZM156 260V261H155ZM12 263L11 264H13V261H15V259L14 260H12V258H11V260H10ZM10 261H8L6 264H10ZM86 261V262H85ZM137 261H139V262H137ZM152 261H154V262H152ZM24 262H26V260L24 261ZM23 262V263H24ZM141 262V263H140ZM22 263V264H23ZM47 263V262H46ZM0 264H1V261H0ZM26 264V263H25ZM28 264V263H27ZM163 264H166V263H163Z\"/></svg>",
  "mask_w": 264,
  "mask_h": 264
}]
</instances>
